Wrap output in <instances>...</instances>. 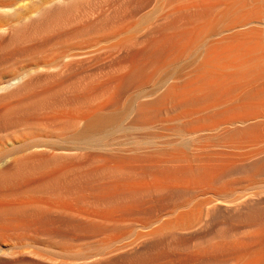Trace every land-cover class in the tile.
Masks as SVG:
<instances>
[{
    "label": "bare ground",
    "instance_id": "1",
    "mask_svg": "<svg viewBox=\"0 0 264 264\" xmlns=\"http://www.w3.org/2000/svg\"><path fill=\"white\" fill-rule=\"evenodd\" d=\"M199 2L194 3L195 5L191 4L189 9L183 8V11L186 9L189 11V16L191 15L190 10L194 13L190 24L182 25L183 28L179 27L182 31L178 29L177 33L171 31L172 35H168V37L164 35L166 38L161 37L160 41L158 40L155 45L148 48V56L145 55L147 62L143 64L148 69L146 71L148 78L150 75L174 65L173 69L165 72L166 78H170V80L174 78V81L168 85L164 92L158 94L159 96L156 98L154 97V100L137 104L138 108L134 109L135 113L131 109L134 115L129 126L135 128L140 123L139 126L142 127L143 120L146 118L145 115L148 112L156 111V109L164 112L179 110L180 112L183 111L182 114L178 113L179 118L189 120L176 123L178 133L192 135L205 132L208 135V132L214 131V134H211L214 135L212 137L218 136L219 139L220 135L223 139L225 137L234 139L238 146H255L264 140V0H203ZM186 56L189 59L181 65L182 59ZM145 66L142 67L145 68ZM133 72H131V77ZM130 76L127 78H131ZM123 79L125 80V77ZM11 85L8 83L7 86L0 87V92L5 94L10 91L13 88ZM122 85L121 83L120 86ZM80 100L82 101V98ZM80 100L77 99L78 103L81 102ZM102 103L96 105V108L94 107L89 112L87 111V114L79 115L78 112L81 111H78L76 115L67 114L66 117L58 118L60 128L54 120L57 118L56 116H53L55 118L51 122L55 121L57 123L55 124L56 128L60 130L76 129L68 138V142L77 145L92 140L98 142L99 139L122 124L121 121L129 114L126 110L125 113L110 111L108 107H105L108 102L104 103L105 105ZM3 105L0 106L1 129L14 124L12 118L15 113L35 107L37 102H21L15 106L14 104L12 106ZM71 105L73 106V104ZM183 108L184 110H182ZM58 117L60 116L58 115ZM194 117L195 119H193ZM55 126L53 127L55 128ZM219 128L221 129L219 130ZM215 130H218L220 134H217ZM222 132L223 135H221ZM218 139H212V141ZM62 140L64 141V139ZM56 141V139L49 140L31 136L15 142L12 141L10 148H27L28 150L42 148L41 152L45 153L72 149L65 145L61 146V143L58 144ZM262 154L252 155L244 164L233 163L223 166L224 168L208 166L203 168L204 166H202L203 169L199 165L198 169L188 167L189 170L183 169L184 172L180 171L181 169H179L180 172L178 170L175 172L172 170L173 168H167V165L165 168H161L164 165L160 167L159 164L153 165V163L140 167L141 171L139 173L137 171V174L131 172L130 167L125 164L126 162L123 164L117 155L113 156L112 154L113 159L117 157V161L112 163V167L110 165V167H107L108 165L99 167L94 174L89 173L90 176L93 175L92 177L85 176L90 180L88 183L82 179L83 177L80 180L79 184L83 181L84 186H88L89 192L87 193L90 194L88 198H91L90 202H92L89 206L92 207L93 204L95 208V210L93 207L91 208L93 211L91 209L89 211L88 208L84 211L79 207L82 211L78 208L76 210V207L72 206V203H68L69 200L66 198L67 201L61 200L62 202H59V199L62 198L60 193V198L55 193L57 192L55 187L65 181L66 172L64 170L50 173L49 176L46 175V178L39 179L38 184L36 181L33 190H29L35 194H40V196L37 195L36 197L33 193L35 196L33 199L27 195V200L21 202L15 200L17 203L15 201V203H8L10 200L5 203L6 199L2 201L0 198V239L3 238L2 240H4V238H12L13 236L20 238L21 236H17L20 230L22 234L31 233V236L35 238L45 236L46 238L63 239L59 231V234L49 232L47 230L49 226L51 228L48 229L52 231L54 227L66 228L71 235L67 234L70 236L67 241L72 238H95L102 233L113 232V230L120 228L126 222V217L132 213L131 211L136 206H141L140 204L144 205L142 202H145L146 199L156 198L155 200H157V197L159 199L162 194H175L176 197H174L172 206L175 202H179L176 204L177 208L174 206V210L167 211L168 213L155 226L149 227L147 223H140L142 231L145 229L147 231L142 232L129 245L117 248L115 251L114 248L113 251L106 249L107 245L101 243L94 246L89 245L88 248L76 251L69 250L68 244V249L60 245L53 249L52 253H50V248L49 252L47 251L48 254L50 253L48 256L45 255V252L44 256L42 253H37L36 250L34 252L28 250L27 254L18 251V255L15 254L17 251L13 252L12 249L11 251L0 250V264H264V210L258 208L260 205H264V198H261L264 190L258 191V189L255 190L258 186L254 187L258 184L257 180L264 179V154ZM169 155L168 157H170ZM27 158L24 160H29ZM45 159L46 157H44V161ZM30 160L28 163L17 160L14 163L0 165V184L3 185L6 179L11 178L10 176L13 177V175L16 176L19 172L21 173L27 165L31 166ZM44 161L38 165H44ZM36 164L32 167L34 168ZM153 168H157L156 171H160L159 168L162 170L160 172L148 171ZM66 171L68 172V170ZM225 174L228 177L230 174L231 178L232 176L236 177L234 180H229L231 184L241 182V184L245 183L246 185L244 184L245 188H242L243 193L241 191L242 194L238 193L240 196L228 203L223 200L227 204L220 205L216 202L222 198L224 189L219 187L222 190L219 188L216 190L213 184L216 185L218 182L217 185L220 186L225 184ZM229 181H226L227 185H229ZM84 183H82V187ZM263 184L261 183V189L264 188ZM71 188L73 189V187ZM83 189L86 192L85 188ZM5 190L7 191V188ZM59 190L58 192H60ZM208 192L211 196L208 195L209 199L203 200L194 197L196 194L198 196ZM53 198H57V201L56 199L54 201ZM71 201L73 200L71 199ZM75 202H73L74 205H76ZM27 215L34 216V219L28 220L30 218H28L29 216L26 217ZM23 217H26V221H22ZM16 218H19L18 221L22 218L20 223H23L20 225L17 221L16 225L14 222ZM103 234L102 236H105ZM101 242L103 241L101 240ZM105 249L109 252H106Z\"/></svg>",
    "mask_w": 264,
    "mask_h": 264
},
{
    "label": "rangeland",
    "instance_id": "2",
    "mask_svg": "<svg viewBox=\"0 0 264 264\" xmlns=\"http://www.w3.org/2000/svg\"><path fill=\"white\" fill-rule=\"evenodd\" d=\"M197 1L199 2V0H0V87L7 86L8 83L13 85H11L13 88L5 94L0 92L2 93L0 94V106L3 104L8 106L14 104L15 106L21 102H37L35 107L15 113L12 118L14 124L2 127V129L0 127V165L14 163L17 160H23L28 163L30 159H32L30 160L32 165L37 163L33 168L30 162L29 164L31 166L27 165L25 170L21 171V173L19 172L20 174L18 173L16 176L13 175V177L10 176V181L7 179L4 181V187L0 184V198L2 201L6 199L5 203L9 200L8 203H15L16 201L21 202L27 200L26 198L28 196H31V199L35 196L37 197V195L40 196V194L32 192L35 185L34 183L37 181L36 184H38L40 181L39 179L42 180L46 178L50 173L65 170L66 174L64 175V180L66 182L63 181L61 182L62 185L59 183V185L57 184V187H55L57 191L55 193L59 198L61 195L62 198L59 199V202L69 200L68 203H72L71 205L76 207V210L79 207L84 211L88 208L90 211L93 204L92 207H90L92 202H90L91 198H88L90 197V194L87 193L89 192L88 186H84L85 183L82 181V183H84L82 187V183L79 184L81 182L80 180L83 179L88 183L90 180L89 178H85V176L92 177L99 167H106L107 165V167H112V163L117 161V157L113 159L112 154L113 156L117 155L123 164L126 162L125 164L130 167L131 172L133 171L136 173L138 171L139 173V171H141L140 167L152 165L153 163V165L159 164L160 167L164 165V167L161 168H165V165H167V168H173L172 170H175V172L177 170L179 171V169H181L180 171L182 172H184L183 169L187 171L189 170L187 169L188 167H191L190 169H196L199 165L201 168L202 166H204L203 168H207L206 166L224 168L223 166L232 165L233 163H237V165L238 163H247L248 158L252 157V155H256V153L262 154V151L264 152V140L255 146L249 147L236 145V142H234L235 140L232 138L225 137L226 139H223L220 135L219 139L218 136L212 137L214 135L211 134H214V131L208 132V135L205 132L194 133L192 134L193 137L191 134L190 136L181 134L180 132L178 133L176 123L178 124L179 122L182 123L189 120L187 118H179V114H182L184 108L182 110L180 109L182 112L179 110L164 112L156 109V111L148 112L145 115L146 118L144 117L145 120H143L144 124L141 125L142 127L139 126L140 123L137 124L138 127L135 126V128L129 126V122L133 118L136 112L135 110L138 108L137 104H141L140 102H146L148 100L151 101L152 99L154 100V97L156 98L159 96L168 88V85H171L174 81V78H171V80L170 78L167 79V75L165 74L169 69H173L175 67L174 65L150 75L148 78V72L146 73L148 69L143 65L147 62V57L145 55L148 56V48L155 45L164 35L168 37V35L170 36L173 34L172 32L177 33L179 27L183 28L182 25L186 26L190 24L194 17V13L190 10V14L193 15L189 16V11L187 9L191 7V4H196ZM184 7L187 8V12H185L186 10L183 11ZM187 20L188 22H186ZM164 38H166V36ZM187 59H189L188 56L184 57L181 65L186 62ZM142 66H145V68ZM127 70L130 72L129 74ZM132 70H137L136 72H139H135L136 75L134 76L135 73ZM131 72L134 73L132 77L130 76ZM127 75L131 78H127ZM124 77L125 80L123 79ZM121 83L123 84L122 86H120ZM113 86H116V88ZM85 96H87V98H84ZM81 98L82 101L80 100ZM77 99L81 101L80 103H83L79 105L80 103H78ZM106 102H108L109 105H105L104 103ZM101 103L104 104L106 108L108 107L110 111L116 113H125V110L129 112L121 121L122 124L99 139L102 142L99 140L98 142L97 140H92L88 143L73 144L68 142V138L76 129L60 130L56 128L55 124L57 123L60 128L58 118L61 119L62 116L66 117L68 116L67 114H70V116H73L71 114L76 115L78 113L79 115H84V113L87 114L94 107L96 108V105ZM71 104H73V106ZM74 108L75 110H73ZM58 115L60 117H58ZM53 119L56 120L57 123L55 121L51 122ZM193 119H195V117ZM51 125L55 126V128ZM220 129L221 128H219V130ZM215 132L220 134L218 130H215ZM221 135H223V132ZM31 136L49 140L56 139V143H61V146L65 145L72 149L45 153L41 152L42 148L31 150L27 148H10L12 141L15 142ZM206 136L208 137L206 138ZM62 139H64V141ZM212 139L218 140L212 141ZM222 143L223 145H220ZM253 147H255V149H253ZM29 152H31L32 155ZM109 155L111 156L109 157ZM168 155L170 157H168ZM27 157L29 160H24V158ZM38 157L40 161L37 160ZM44 157H46L45 161ZM43 161L44 165H38ZM161 168H159L160 171L162 170ZM66 170H68V172ZM156 170L157 168H153L148 171L155 172ZM160 171L158 170L156 172ZM89 173L93 174L90 176ZM225 176V184L226 181L236 178L235 176L231 178L230 174L229 177L226 174ZM77 177L78 179H76ZM257 181L258 184L254 187L258 186V188H255V190H264V179ZM230 182L231 181H229V185L223 184L221 186L217 185L219 182L216 185L213 184L215 189L219 187L224 189L221 196L222 198L216 203L225 205L243 193L242 191L245 188V183L241 184V182H234L231 184ZM261 183L263 184V189H261ZM71 187H73V189ZM6 188L7 191L5 190ZM83 188H85L86 192ZM220 188L219 190H222ZM9 189L11 190V194ZM30 189L32 190L29 191ZM58 190L60 192H58ZM240 191L242 193H240ZM208 195L210 196L209 192L198 196L196 194L194 197L206 200L211 197H208ZM160 196L159 199L157 197V200H155L156 198H149L151 201L146 199L145 202H142L144 205L140 204L141 206H136L135 209L131 211L132 213L130 212V216L128 215V217H126V222H124L120 228L115 231L113 230V232L102 233L105 236L100 234L95 238H72V241H67L68 238L70 239L71 235L67 232L66 228L54 227L52 231L49 230L51 228V226H49L47 227L49 232H55L54 234L60 233L63 239H52L46 238L45 236L35 238L31 236V233L27 235L22 234L20 230L17 233V236H21L20 238L16 236H13L14 238H4V240L1 238L0 250L11 251L12 249L13 252L17 251L15 253L16 255H18V251L27 254L26 252H28V250L29 252H34V250H36L37 253H42V255H44L45 252V255L48 256L54 251L53 249L58 248L60 245L67 248L68 244L69 250L76 251L101 243L107 245L106 249L113 251L114 248L115 251L117 248L119 249L120 247L129 245L130 242L138 238L142 232L147 231L146 229L142 231L140 223H147L149 227L155 226V224L168 213L167 211H172L177 208L176 204L179 201L177 203L175 202V208L172 206L174 197H176L175 194H162ZM69 197L73 201H71ZM171 198L172 201H170ZM261 198H264V194ZM54 199L57 201V198H53V200ZM223 200L227 203H224ZM74 201H76V205H74ZM79 208L78 210H81ZM258 208L259 210H264V205H260ZM93 209L95 210L94 207ZM26 217L30 218L28 220H31L34 216L27 215ZM26 217H23V220L20 218V221H18L19 218H16L14 221L15 224L17 225V221L18 224L21 220L26 221ZM22 223H20V225ZM101 240L103 242H101ZM49 250L50 253L48 254ZM106 252L109 251L106 250Z\"/></svg>",
    "mask_w": 264,
    "mask_h": 264
}]
</instances>
